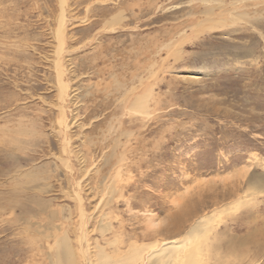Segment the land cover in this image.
<instances>
[{"label":"rangeland","instance_id":"rangeland-1","mask_svg":"<svg viewBox=\"0 0 264 264\" xmlns=\"http://www.w3.org/2000/svg\"><path fill=\"white\" fill-rule=\"evenodd\" d=\"M261 177L264 0H0V264H51L76 193L89 261L216 213L187 263L264 264Z\"/></svg>","mask_w":264,"mask_h":264},{"label":"bare ground","instance_id":"bare-ground-1","mask_svg":"<svg viewBox=\"0 0 264 264\" xmlns=\"http://www.w3.org/2000/svg\"><path fill=\"white\" fill-rule=\"evenodd\" d=\"M63 1V0H62ZM214 12V11H213ZM216 14V13H215ZM59 36V35H58ZM58 39H60L58 37ZM64 40V39H63ZM58 53L62 51V48L58 49ZM63 52V51H62ZM61 52V53H62ZM57 54V55H59ZM58 60L56 69L58 70V82H59V94L60 98L63 100V102L67 101V98H70V95L68 94V84L64 79L65 71L63 69V65ZM62 65V66H61ZM72 99V98H70ZM69 100V99H68ZM140 101V98L134 102V105H138V102ZM67 103V102H66ZM65 104V103H64ZM63 104V105H64ZM63 108V107H62ZM65 109V108H63ZM65 112V111H64ZM67 115V114H66ZM65 117V116H64ZM63 122V120H62ZM75 124V123H74ZM69 129V127L67 128ZM119 143V142H118ZM113 157V156H112ZM108 161V160H107ZM70 168V166H68ZM108 168V167H107ZM251 183L255 184H263L264 178H258L251 180ZM264 185V184H263ZM80 190V189H79ZM76 195L79 197L81 202L79 207V218L81 219L80 223V229H77L74 225L73 229H69V231L63 232V236L55 235L52 236V238H55V246L51 247V251L53 252L54 261L51 264H188L187 259L189 258V254H195L197 252L198 248L196 247L194 240L198 237L206 238L208 237L207 233L211 231L212 227H209L210 223L214 222L215 214L205 215L196 221L193 222V224L190 226L189 230L186 232V234L180 238V239H174V240H158L152 244L142 245L139 246L135 243H131L129 248L125 251H122L121 248L117 250V257H113L110 254L106 253L105 249L102 248L98 243L96 246L92 247L96 250L93 256V261H89V256L91 255L90 247L88 241V235L90 234V230L83 232L84 228H87V223L84 222V216L85 221L92 220L90 217L87 216L86 211L83 208V197L76 193ZM103 202V201H102ZM104 207L107 206V201H104L103 204ZM103 206V205H102ZM26 209V208H25ZM95 210H98V207H96ZM227 210V209H226ZM27 211V210H26ZM99 212L101 213L100 219L102 225L100 226V231L103 237H106L107 233H113L112 225L110 222H106L105 220L107 217L102 214L101 207L99 209ZM192 213V212H191ZM190 213V215H191ZM91 214V212H90ZM50 216V217H49ZM48 217L51 219H54L53 213L50 214ZM53 223V222H52ZM29 226H33L35 228V224H30L28 221L26 223ZM41 225L39 224L38 227ZM50 226V225H49ZM48 226V227H49ZM78 226V225H77ZM173 230L176 232L180 231L182 227V219L176 218L175 222L172 224ZM33 228V229H34ZM35 230V229H34ZM64 230V229H62ZM78 231V233L76 232ZM97 231V230H96ZM99 232V231H98ZM167 233V232H166ZM73 234L75 236V242L79 244V248L77 249L75 246H73V241L71 240L70 235ZM162 235L161 231L154 233V235ZM48 236V235H47ZM46 236V237H47ZM51 236V235H50ZM51 238L48 237V240ZM122 239V238H121ZM83 243L87 244L83 246ZM52 244V243H49ZM113 243L108 242V245ZM114 244H122L121 240H118L114 242ZM119 245V246H120ZM77 246V245H76ZM85 247V248H84ZM94 252V250H92ZM41 254V253H40ZM51 255V254H50ZM89 255V256H88ZM81 258L83 260V263L81 262Z\"/></svg>","mask_w":264,"mask_h":264}]
</instances>
